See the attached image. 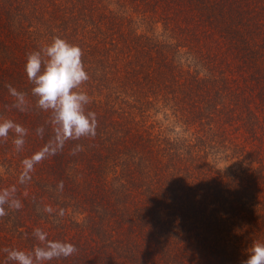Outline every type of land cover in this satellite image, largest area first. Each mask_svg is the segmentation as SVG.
Listing matches in <instances>:
<instances>
[{"label": "trees", "instance_id": "1", "mask_svg": "<svg viewBox=\"0 0 264 264\" xmlns=\"http://www.w3.org/2000/svg\"><path fill=\"white\" fill-rule=\"evenodd\" d=\"M54 37L82 49L97 117L95 137L62 148L24 70ZM0 66V121L27 130L20 148L0 138V164L28 176L14 190L0 176L21 203L0 217V264L42 246V223L77 249L44 264H243L264 241V0H0Z\"/></svg>", "mask_w": 264, "mask_h": 264}, {"label": "clouds", "instance_id": "2", "mask_svg": "<svg viewBox=\"0 0 264 264\" xmlns=\"http://www.w3.org/2000/svg\"><path fill=\"white\" fill-rule=\"evenodd\" d=\"M82 49L60 37H54L50 44L27 55L25 73L34 85L31 93L37 98L36 106L44 111H50L51 123L55 127V144L62 148L69 140H79L84 137H95L97 117L86 106L91 98L82 86L90 79L82 61ZM9 93L15 98V107L26 110V94L7 85ZM14 130L17 139L14 144L22 147L23 137L27 130L11 120L0 121V138H7ZM43 127L37 129L42 134ZM82 150L76 145L75 151ZM19 209L21 203L12 198L7 189L0 191V217L8 213L5 206ZM33 235L42 246L35 247L31 252L23 250L4 249L6 261L15 264H44L53 259L68 258L77 249L69 242L48 240L47 234L41 229L34 230ZM243 264H264V241H253L249 249V257Z\"/></svg>", "mask_w": 264, "mask_h": 264}, {"label": "rangeland", "instance_id": "3", "mask_svg": "<svg viewBox=\"0 0 264 264\" xmlns=\"http://www.w3.org/2000/svg\"><path fill=\"white\" fill-rule=\"evenodd\" d=\"M0 68H1V66H0ZM27 100H28V96H27ZM156 110H158V109H156ZM162 113H164V111L163 110H161L159 113H155L153 110H152V114L154 115L151 119H154L155 121H154V124H155V126H156V128L157 129H164L166 126H167V120H165L164 118H163V114ZM170 121V120H169ZM171 122V121H170ZM170 124H172V123H170ZM171 126H173V125H171ZM177 126V125H176ZM177 130H179V132H181V134L182 135H184V136H187L188 134L186 133V131H185V126H178L177 127ZM22 154H23V161H24V163H26L25 165H24V167L26 168V170H25V172H28L29 174H33L34 175V177H35V179H36V181H38L39 183H42L43 182V180L45 179L44 177L45 176H47L46 175V169H47V164L44 162V159L43 158H41V157H39L38 159L37 158H33L34 157V155L33 156H31L30 155V152L29 151H27L26 150V152H24L23 153V151H22ZM227 153L225 152V153H220V152H218V154H217V159H220L219 157H222V159H220V162H219V160H217L218 161V165H221V166H225V167H229V166H231V164H233L235 161H236V159L235 158H232V159H223L224 158V156L226 155ZM35 156L37 157V154L35 153ZM29 157H30V160H27V159H29ZM31 158H33V159H31ZM31 163V164H30ZM28 164V165H27ZM5 166H7V165H4V167ZM31 166H34V167H32V169H34V172H33V170L31 169ZM29 167V168H28ZM237 166H235V168H236ZM88 171V168L87 169H85V172H87ZM45 175V176H44ZM0 176H2L3 177V180H4V186L5 187H7V188H9V189H11V190H14L15 189V187H17V188H20L19 187V179L20 178H24V177H28L27 175H23L22 176V174H17V173H11V172H7V171H3V168H2V165L0 164ZM27 180H29V179H27ZM89 180V176H87L86 175V178H85V182H87ZM52 191V193L54 192V189L53 190H51ZM63 193V192H62ZM65 196H68V195H65ZM47 206L49 207L50 205L52 206V207H55V210L56 209H59V207H58V204H56L57 202H59V201H57V200H55V197L53 198V200L52 199H49L48 197H47ZM66 204H68V205H70L71 206V201H70V199L69 200H66ZM67 206V205H66ZM67 208V210L69 211V210H71V207H69V206H67L66 207ZM41 230L43 231V232H45L46 234H47V236H50V237H54L53 236V233H52V231L50 230V227H49V224H47V223H42V225H41ZM89 232V230H85V235H86V233H88ZM74 232L72 231V232H69V235H71L72 236V234H73ZM50 234V235H49ZM86 237L87 238H90L89 236H87L86 235ZM58 238V237H57ZM59 239V241H62V240H60V238H58ZM63 242V241H62Z\"/></svg>", "mask_w": 264, "mask_h": 264}]
</instances>
